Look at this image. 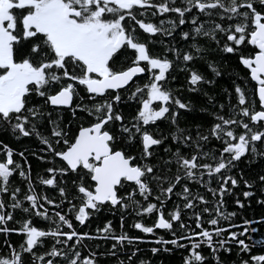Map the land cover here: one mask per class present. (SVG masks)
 Segmentation results:
<instances>
[{
    "label": "snow or ice",
    "instance_id": "6c2138e0",
    "mask_svg": "<svg viewBox=\"0 0 264 264\" xmlns=\"http://www.w3.org/2000/svg\"><path fill=\"white\" fill-rule=\"evenodd\" d=\"M0 134V264H264V0H0Z\"/></svg>",
    "mask_w": 264,
    "mask_h": 264
},
{
    "label": "trees",
    "instance_id": "16d2710c",
    "mask_svg": "<svg viewBox=\"0 0 264 264\" xmlns=\"http://www.w3.org/2000/svg\"><path fill=\"white\" fill-rule=\"evenodd\" d=\"M149 18L151 19L150 14H149ZM172 75H175L178 78L175 81H171V79H170L169 82L171 84H174V85H179L180 83H182L184 81L186 73L180 72L177 69H173L172 70ZM226 86H227V82L226 81L218 82V85H217L215 91L217 93V99L219 101H223V94L221 93V88L226 87ZM184 95H188V94L185 92ZM225 103H226V101H225ZM213 110H215V109H213ZM125 111L127 112V109ZM191 119H192V117H189V120H191ZM186 123H187V121L182 123V126H184V124H186ZM0 141H3L4 143H8L10 147H13L16 150H20L22 148L27 149V148H30V147H37V148L39 147L38 142L34 138H32V139L25 138V139L20 140V141H14L8 135L0 134ZM26 155H27V158H28L29 162L31 163L32 171H33V179H35V173L38 172V171H41V166H40L39 162L30 153H26ZM13 158L17 159V160L20 159L19 156L15 155V153H14ZM241 167H244V165H241ZM13 180H15L16 183H20L18 177L14 176ZM241 187H242V185H241ZM39 188H44V186H38V190H39ZM46 190L49 191L51 189H47L46 188ZM206 195H208L209 198H210V194L206 193ZM225 199H226V201L229 204V210H231V208L234 207L231 204V202H230L231 198L230 197H225ZM260 214H264V208H261V207L255 205L254 202L252 204L251 211H247L245 213V215L250 217V218H254L255 216H258ZM106 219L112 221L113 226L117 229V231H119V227H120V223H121L120 222V213H119V211H116L115 213L109 212V211H101L100 213H97V214H95L94 216H92L90 218V220L87 222V226L86 227L85 226H81V228L83 230L91 231V230L95 229L97 226H101L102 227L103 226V221L106 220ZM131 222H132V217L131 216H127L125 218V221H124V229H125V231L128 232V234H130V235H144V234L140 233L138 230H135V229H132V228L128 227V225ZM144 222L145 223H150L151 221L145 219ZM237 222H238V220H237ZM45 225H46V223L44 224L43 222L37 221V226L43 227ZM192 226L195 227L194 222H193ZM253 226H255V225H253ZM154 231H156L159 234H163V235H165V238H168L167 234L164 233L163 230H154ZM262 235H264V226L259 227L257 233H252L251 234L253 239H260ZM151 238L152 237L149 236L146 239L150 240ZM11 240H12V242L14 244H16V242L19 241V237H17L13 233V234H11ZM45 242H46V240H45ZM87 243H88L89 247H94L95 244L98 243V241H91V242H87ZM151 246L152 245L148 244V243H141L139 245V247L142 249V252L138 253L137 255L138 256L143 255L145 257H150L151 253L148 252L147 249L150 248ZM251 251L253 253H256V254H264V245H260V244L254 245L252 247ZM82 254H86V251L82 250ZM241 255H246V254L241 253ZM161 256L163 258L164 264H179V257L176 256V255H171L170 256V255H167V254H161ZM233 256H235V246H233Z\"/></svg>",
    "mask_w": 264,
    "mask_h": 264
},
{
    "label": "flooded vegetation",
    "instance_id": "af4514ba",
    "mask_svg": "<svg viewBox=\"0 0 264 264\" xmlns=\"http://www.w3.org/2000/svg\"><path fill=\"white\" fill-rule=\"evenodd\" d=\"M47 188V186H44V189H46ZM48 191V190H47ZM48 192H51V190H49ZM44 224H45V222H43ZM43 227H46V225L45 226H43ZM63 239V238H62ZM45 240H46V242H45V244H44V249H47V247H48V245H49V243H51V240L50 239H46L45 238ZM19 241H17L16 243H18ZM44 249H41V250H44Z\"/></svg>",
    "mask_w": 264,
    "mask_h": 264
}]
</instances>
